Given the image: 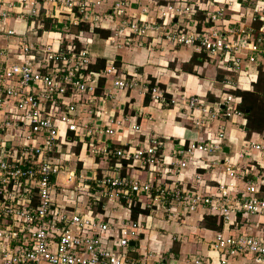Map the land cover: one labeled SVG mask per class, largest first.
Masks as SVG:
<instances>
[{
    "label": "built area",
    "instance_id": "built-area-1",
    "mask_svg": "<svg viewBox=\"0 0 264 264\" xmlns=\"http://www.w3.org/2000/svg\"><path fill=\"white\" fill-rule=\"evenodd\" d=\"M17 1L28 13L14 14L18 5L0 0V21L35 19L40 15L43 3L58 4L71 18L70 26L87 24L89 31H93L102 29L105 22L114 23L115 30L110 32L108 40L118 49L142 47L159 32V40L152 39L158 43L149 49L155 50L159 44L164 50L170 45L185 46L194 53L206 54L208 59L218 60L228 73L221 82L227 90L211 107L198 96L188 100L183 95L179 100L172 96L168 99V91L160 87H146V94L160 107L187 101L197 129L210 126L216 119L244 117L243 111L237 107L240 98L234 91L239 88L242 70L250 69L264 59V33L261 29H248L241 24H226L227 10L240 6L239 1L225 0L222 3L213 0L214 4L219 3L217 5L200 1L198 5L203 6L198 7L196 0H173V4L168 5L161 4L162 0H113L109 13L100 10L104 7L101 0ZM261 3L253 4L250 10L252 21L264 20ZM134 4L140 6V11L130 16ZM200 11L204 15L202 21L195 18ZM182 18L198 28L191 30L187 24H181ZM168 19H177V23L169 25ZM39 28L40 25L32 26L22 33L17 28L0 25V36L21 38L23 53L22 61L7 64L2 61L6 57L5 51L0 50V113L9 112L4 120H0V131L10 127L22 129L20 137L31 142L30 145L22 144L24 150L20 158L2 156V153L0 156V264H148L149 258L161 260L162 256L151 252L146 256L135 255L131 243L141 240L142 223L130 217L117 220L108 213L105 204L108 202L124 205L123 208L130 213L134 200L142 201L146 197L143 209L149 213L162 212L169 221L177 217V209L181 207L191 213L203 207L218 214L223 226H230L234 215L264 216V199L259 196L258 184L233 162V156L224 152L221 142L226 137L224 129L218 133L219 141L190 142L172 155L169 164H165L166 143L162 136L152 135L144 144L136 141L127 144V148H111L105 143L104 136L117 134L112 126L114 117L105 126L80 124L77 121L78 102L83 96L94 95L102 78L114 76L115 90L133 88L135 78L133 82L125 79L126 75L115 59L100 72L92 71L94 56L87 48L79 49L74 42L62 50L33 42L29 33L37 35ZM63 29L69 31L68 26ZM33 84L41 87L40 92L32 88ZM70 95L79 100L66 103L65 99ZM113 96L111 93L105 99ZM116 122L118 126L125 124ZM60 123L65 124L70 132L85 131L87 137L97 142L91 143L89 154L111 161L108 162L107 175L99 178L96 173L89 178L70 171L66 174L65 186L56 183L54 179L66 169V159L58 144ZM129 128L134 133L142 129L140 124L131 122ZM40 136L43 139L38 143ZM235 153L234 157L242 161H249L256 154L257 159L252 162L259 163L264 169V140L246 142ZM197 154L213 157V165L224 170V177L216 180L215 193L204 194L196 187L183 188L182 178ZM163 165L171 168L169 183L142 181L130 173L135 168L144 171ZM124 169L125 176L122 175ZM193 180L198 184L204 182L200 175ZM70 184H75L72 189L76 192L92 194L87 211H93L92 208L97 206L102 210L94 212L96 216L88 217L80 207L64 208L60 193L71 188ZM230 230L229 235L219 232L211 244L220 256L218 264H264V227L258 229L256 223L244 225L243 222ZM190 262L204 264L205 260L192 257Z\"/></svg>",
    "mask_w": 264,
    "mask_h": 264
},
{
    "label": "crops",
    "instance_id": "crops-1",
    "mask_svg": "<svg viewBox=\"0 0 264 264\" xmlns=\"http://www.w3.org/2000/svg\"><path fill=\"white\" fill-rule=\"evenodd\" d=\"M8 1L15 2L14 0ZM101 1H103L104 7L113 4V0ZM218 1H221L222 3L225 2V0ZM257 1L260 3L262 2L261 4L264 7V0H239L238 3H241L240 6L236 5L233 9L229 8L227 10L226 24L228 26L241 24L248 29H261L264 33V20L257 22L252 21L250 15V10L253 7V4L257 3ZM217 4L218 2H215V4L213 3V5ZM104 7L100 10L109 13L110 10H104ZM136 9H138V7L134 4L129 11V15H133ZM16 10L17 8L14 10V14H17ZM40 17L43 18V28L46 26L45 22L47 19L51 21V24L55 25L56 29L38 31L40 35H35L36 37L32 40L33 42L35 41L38 44L43 43L46 46H51L54 50L65 49L68 45L74 42L77 46H80L78 47L79 49L87 48L90 51L94 56V65H96L98 60H106L107 67L108 62L115 59L117 61V66L125 73V79H129L133 82V78H135V86L128 90H115L112 84L115 80L114 76L102 78L99 81L98 88L94 95L90 97L83 96L81 101L78 102L80 109L77 121H79L80 124L89 123L93 126H105L111 122L112 117H114V121L112 120L114 122L112 126H115L114 128H116L117 134L112 137L104 136V138H106L105 143L111 148H127V144L136 141H140L144 144V142L150 139L152 135L162 136L166 143V149L164 150V156L166 158L165 164H169L173 158L172 155L190 142L219 141L218 133L224 129L226 137L221 141L224 147V152L233 156V162L236 163L240 169H246L249 172V179L256 181L258 184L260 190L259 196L261 198L262 195L264 196V183H258L260 177L264 179V169H261V165L257 162H255V164L259 165V168L256 170L249 166L248 168H243L252 163V161H255L257 155L253 154L249 161H242L237 157H234V154H236L235 152L240 150L246 142H252L253 136H256L257 141L264 140V133H254L249 138L247 137L245 130V115L244 117H234L232 119H216L210 124V126L197 129L194 127L187 101H180L178 105L169 107H160L158 104L151 102V100L146 103V97L148 95L146 94V87H160L162 89V85H164V90H167L168 95L172 97H177L178 99L183 95L187 97L188 100V98L198 96L204 99L207 102V105L211 107L215 102L220 101V99L223 98L226 94L225 90H227L222 86L221 82L228 73L224 71L218 60L208 59L204 65H196L193 73H185L182 70V66L188 63L196 53L190 48H188L190 50L189 52L179 50L181 46L174 45H170L166 50L163 49V51H149V48L146 46L142 48L131 46L129 48L118 49L113 45L115 47V56L113 58H106V52L94 51L92 48L101 44L105 46L110 40L105 38L101 32L95 33V29L93 31L79 30L80 26L72 25L71 27H77V34L76 31H73L71 28L69 31H65L63 28L68 25L70 26L71 18L60 5L46 2L40 6V15L37 18H31L28 21L21 22L11 19L8 20L11 21L10 24H7L8 21L5 23L0 21V25L9 28H17L19 32L24 33L29 31L32 26L35 28L37 20H39ZM40 23L38 25H40ZM106 23L109 24L107 29L102 30L113 32L115 30V24L105 22L103 23V26ZM38 25L36 27H38ZM62 29L63 31L60 32ZM29 34L30 38L34 35L32 34L31 36V33ZM20 43L21 38L19 36L9 39L0 36V50H4L6 56L5 59H2L3 63L14 64L22 61L23 53L21 51ZM144 51L149 53L148 58L151 57L150 61L146 59L147 56ZM143 56L147 60V65H143L145 64L144 62L141 63ZM157 56L165 59V62L163 60L159 62L161 65L163 64V67H154L151 64L152 58ZM176 60H180V65L174 63ZM126 61L130 62L126 63ZM138 64H140L139 66H145V68L139 69ZM260 64L263 65L264 68V59L258 61V63L253 67L251 66L250 69L244 68L242 70L239 74V88L237 91H254V86L260 75ZM211 65H213L212 68L210 67ZM169 66L175 67L170 69ZM31 86L34 90L40 92L39 88L41 90V87H38L37 84ZM235 92L236 91H234V93ZM111 93H114L113 98L108 97L105 99V97L109 96ZM76 100L78 101L79 98H72L70 95L65 99V102L73 103ZM241 103L242 100L240 98L237 100L238 108ZM196 113L199 114V111ZM139 114H141V117H137ZM8 115L9 112L2 111L0 113V120H4ZM116 121H122L125 124L118 126ZM129 122L140 124L142 128L141 132L134 133L131 131L129 128ZM59 127L60 132L58 144L59 149H61V152L64 154L63 158L66 159V169L64 173L54 179L56 183L65 186L67 184L66 174L70 171H75L81 175L85 174V176H88L89 178L93 177L96 173L99 178H103L104 175H107L109 161L103 156L97 158L92 157L89 154L91 143L96 141L87 137L85 131H80V133L70 132L66 125L62 123L59 124ZM21 130H16L14 127H10L8 130L0 131V156L2 153V156L6 154L11 158H15L16 156V158L21 157L22 150H24L22 144H31V142H25L20 137L22 134ZM188 134H190L189 139H187ZM19 139L21 141H19ZM41 139H43L42 136H40V139H37L38 143L41 142ZM99 145L103 146L105 144L99 143ZM226 148L228 151L225 150ZM212 160L213 157H208V155L203 154H197L193 157L190 161L189 168L186 170L185 175L182 178L183 188L190 190L196 187L198 189L200 188V191L204 194L215 193L216 180L224 177V170L221 167H215ZM253 171H257L256 176L253 175ZM130 173L133 178L146 182L153 181L156 184L161 181L169 183V180L172 177L170 175L171 168H168L166 165L160 166L156 169L149 168L144 171L135 168L134 170H130ZM122 175L125 176V169ZM198 175L202 177L204 181L203 183L198 184L194 182L193 179ZM77 184L78 183H76V185ZM73 187H75V184H73L71 188H68L72 189ZM91 192H93L92 189ZM137 199L138 198L135 200ZM143 200L146 201V197L145 199L143 198ZM105 204L108 206V213L113 214L117 220L130 217L129 214L131 212L129 213L124 209V205L116 202H108ZM92 210L93 212L98 213V211L102 209L97 206L93 207ZM177 210V217L170 221L167 220L168 218L162 212H153L147 214V216H142L141 218H144V221H141V218L138 219L143 225V233L140 241H133L136 243L135 246H132L135 247V255L139 257L143 255L144 250L149 249L145 254L148 255L151 248L164 249L166 247L169 249L167 255L159 253L158 255L162 256V259L159 260L155 257L149 258L148 264H193L190 262L192 257L203 258L205 260L204 264H218L220 256L211 248V244L216 239L219 231L214 228H208L204 225L205 217L218 216V214L212 213L203 207H200L198 211L192 213L182 207ZM240 218L246 220L250 217L234 215L232 217L233 222L230 226H224L222 232L226 235L231 234L230 228L233 224L237 225L236 221ZM240 223H243V221ZM175 244L180 245L178 248H175ZM187 255L192 256L191 258H187Z\"/></svg>",
    "mask_w": 264,
    "mask_h": 264
},
{
    "label": "trees",
    "instance_id": "trees-1",
    "mask_svg": "<svg viewBox=\"0 0 264 264\" xmlns=\"http://www.w3.org/2000/svg\"><path fill=\"white\" fill-rule=\"evenodd\" d=\"M195 18L197 20L199 19L202 21L204 15L200 11L199 14L195 16ZM45 23H46L45 26L46 29L49 30L56 29L55 25L51 24L50 20L46 19ZM83 28L89 30V26L87 24L80 25L79 30L80 29L84 30ZM99 32H101L105 38H108L111 35V33L108 31H104L102 29L96 28L95 33H99ZM78 47L80 46L78 45ZM207 60H208V56L206 54L196 53L192 56V58L188 63L182 66V70L185 73H193L194 67L196 65H204ZM106 63H107L106 60H98L96 65L93 64L94 66L93 65L91 66V69L92 71L100 72L101 70L105 69ZM259 71H260V75L257 83L254 86V91L250 92V91L238 90L235 92L237 97L241 98L242 100L239 109L242 110L245 115V120H246L245 130L248 138L254 133H264V68L263 65L261 64L259 66ZM162 87H163L162 89H165L164 85H162ZM167 97L169 99L171 96L168 95ZM146 98H147L146 103L151 100L149 95H147ZM248 166L252 167L255 170L259 168V165L255 164V162H252L243 168L246 167L248 168ZM142 204H143V200L142 201H140L139 199L134 200V203L132 204L131 207V213L129 214L131 219L138 220L142 216H147V214H150L148 210L143 209ZM243 219L241 218L238 219L236 221V224H239L241 221L244 222V225L245 224L250 225L256 223L253 222L250 218H247L246 220ZM256 224L258 226V229L264 227V223H260V224L256 223ZM204 225L207 226L208 228H214L219 232H221L224 228L222 218L219 215L205 217ZM235 226L236 225L233 224L231 229L235 228Z\"/></svg>",
    "mask_w": 264,
    "mask_h": 264
},
{
    "label": "rangeland",
    "instance_id": "rangeland-1",
    "mask_svg": "<svg viewBox=\"0 0 264 264\" xmlns=\"http://www.w3.org/2000/svg\"><path fill=\"white\" fill-rule=\"evenodd\" d=\"M8 1V0H7ZM15 1V4H17L18 5V1L17 0H14ZM200 1H206V3H208L209 1H210V3H214L213 2V0H196L195 2H196V5L199 7H202L203 6V4H200V5H198L199 4V2ZM239 1V0H238ZM161 4H173V0H166V1H161L160 2ZM219 4V3H218ZM243 6H246V5H243ZM137 7H138V9H136L135 10V12H139L140 11V6L139 5H137ZM108 8H109V6L107 7H104V9L105 10H108ZM153 8V7H152ZM244 8V7H243ZM197 10L199 11L200 9H198L197 8ZM244 11V10H243ZM16 13H22V14H27L28 13V11L27 10H25L24 8H21L19 5L17 6V10H16ZM227 15V14H226ZM185 18H187V17H185ZM40 20H41V24H40V28H39V30L38 31H44L46 28L44 27H42V20H43V18H41L40 17V19L39 20H37V25L40 23ZM45 20V19H44ZM172 22H175V23H177V19H175V20H172V19H168L167 20V23L169 24V25H171L172 24ZM11 23V21H8V23L7 24H10ZM180 23L181 24H187V26L191 29V30H196L198 27L197 26H195V25H193L191 22H186V19H184V18H182L181 20H180ZM226 23H227V21H226ZM225 24V23H224ZM36 25V26H37ZM108 23H106L104 26H102L101 28L102 29H107V27H108ZM35 26V27H36ZM172 26H174V25H172ZM185 26V25H184ZM73 29V31H76V34H77V27H71V26H69L68 25V30L69 29ZM84 30H86V28H83ZM46 30H49V29H46ZM63 31V29L62 30H60V32H62ZM38 35H40V33H38ZM35 34L33 35V37H32V39H35ZM159 37H160V34H159V32L157 33V34H155L154 36H153V38H157L158 40H159ZM109 38V37H108ZM107 38V39H108ZM152 38V39H153ZM151 38H149V40H147L145 43H144V45L142 46V47H148L149 48V46H152V47H154V45H155V43H158V42H153V40H152ZM37 40V39H36ZM106 46V47H105ZM103 45V44H101V45H98V46H95L94 48H92L94 51H102L103 53H107V55L105 56L106 58H113L114 56H115V47L112 45V43L109 41V42H107V45ZM142 47H140V48H142ZM149 51H158V50H160V51H163V48H161V44H159V46L155 49V50H151V49H148ZM179 50H183V51H185V52H189L190 50L187 48V47H185V46H181L180 48H179ZM144 53H145V55L147 56V60L148 61H150L151 60V57H149L148 58V56H149V53L148 52H146V51H144ZM144 55V54H143ZM162 55V54H161ZM160 55V56H161ZM145 59V57L143 56L142 57V60H141V63L142 62H144L145 64H143V65H147V60ZM164 61L165 59H163L162 57H159V56H157V57H154V58H152V62H151V64L154 66V67H163L162 65H161V63H159L160 61ZM130 61H126V63H129ZM165 62V61H164ZM173 63V62H172ZM174 63H178L179 65H180V60H176ZM171 64V63H170ZM140 64H138V67H139V69H143V68H145V66H139ZM175 67V66H174ZM173 66H169V68L170 69H172V68H174ZM211 68L213 67V65H211L210 66ZM202 70V69H201ZM140 72V71H139ZM171 82H172V80H171ZM189 136H190V134H188V138L187 139H189ZM252 141H257V138H256V136H253L252 137ZM245 171L247 172V173H249L246 169H245ZM83 176L85 175V174H82ZM253 175H257V171H253ZM258 183L259 184H261V183H264V179L262 178V177H260V179H259V181H258ZM78 184H81V183H78ZM61 194V196L63 197V200H64V202H63V207L64 208H69V209H75V208H77V207H80L82 210H84V212H85V214L88 216V217H94V216H96V214L93 212V211H87L86 209H87V205L89 204V202L92 200V198H93V196H92V194L90 193V192H76L74 189H69V188H65V190L62 192V193H60ZM262 198H264V196L262 195ZM250 219L253 221V222H256V223H264V216H255V217H250ZM141 221H144V218H141ZM180 245V244H179ZM179 245H177V244H175V248H178L179 247ZM183 245V244H182ZM180 249H181V247H180ZM149 251V249H146V250H144V252H143V255H145L147 252ZM150 252L151 253H153V254H159V253H161V254H163V255H167L168 253H169V249L168 248H164V249H154V248H151V250H150ZM146 256V255H145ZM188 257L187 258H191V256L192 255H187Z\"/></svg>",
    "mask_w": 264,
    "mask_h": 264
},
{
    "label": "water",
    "instance_id": "water-1",
    "mask_svg": "<svg viewBox=\"0 0 264 264\" xmlns=\"http://www.w3.org/2000/svg\"><path fill=\"white\" fill-rule=\"evenodd\" d=\"M225 150L228 151L227 148H226ZM135 244H136L135 242H132V243H131V246H135Z\"/></svg>",
    "mask_w": 264,
    "mask_h": 264
}]
</instances>
